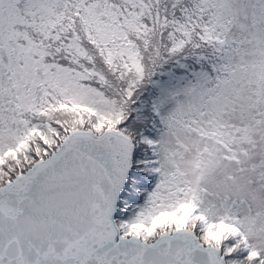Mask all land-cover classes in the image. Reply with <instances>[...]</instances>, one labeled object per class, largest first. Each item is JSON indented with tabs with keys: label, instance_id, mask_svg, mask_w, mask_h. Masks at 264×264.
Returning a JSON list of instances; mask_svg holds the SVG:
<instances>
[{
	"label": "snow or ice",
	"instance_id": "obj_1",
	"mask_svg": "<svg viewBox=\"0 0 264 264\" xmlns=\"http://www.w3.org/2000/svg\"><path fill=\"white\" fill-rule=\"evenodd\" d=\"M0 264H264V0H0Z\"/></svg>",
	"mask_w": 264,
	"mask_h": 264
}]
</instances>
